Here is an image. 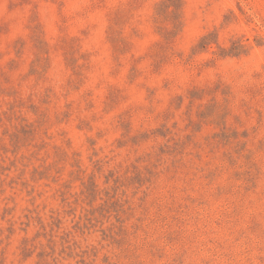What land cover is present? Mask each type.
Segmentation results:
<instances>
[{
  "label": "rangeland",
  "instance_id": "1",
  "mask_svg": "<svg viewBox=\"0 0 264 264\" xmlns=\"http://www.w3.org/2000/svg\"><path fill=\"white\" fill-rule=\"evenodd\" d=\"M0 264H264V0H0Z\"/></svg>",
  "mask_w": 264,
  "mask_h": 264
}]
</instances>
